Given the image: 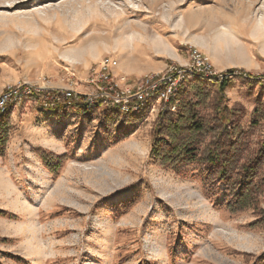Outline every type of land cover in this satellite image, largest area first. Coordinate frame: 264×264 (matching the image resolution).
Returning <instances> with one entry per match:
<instances>
[{
    "label": "rangeland",
    "instance_id": "obj_1",
    "mask_svg": "<svg viewBox=\"0 0 264 264\" xmlns=\"http://www.w3.org/2000/svg\"><path fill=\"white\" fill-rule=\"evenodd\" d=\"M193 48L221 72L262 70L264 0H0V94L21 82L89 92L106 57L139 81L188 64ZM227 94L232 126L264 104L263 85L239 81ZM57 108L29 99L8 114L0 264H264L260 214L226 210L209 166L153 162L156 111ZM263 136L264 120L249 140ZM39 151L65 159L51 167Z\"/></svg>",
    "mask_w": 264,
    "mask_h": 264
},
{
    "label": "trees",
    "instance_id": "obj_2",
    "mask_svg": "<svg viewBox=\"0 0 264 264\" xmlns=\"http://www.w3.org/2000/svg\"><path fill=\"white\" fill-rule=\"evenodd\" d=\"M232 84L218 80L194 81L191 88L171 101L170 105H176L175 112L169 109L159 114L153 128L150 154L158 166H209L205 177L210 183L217 180L224 185L226 210L236 214L254 209L260 217L252 225H259L264 222V210L259 207L260 198L264 195V136L257 142L249 140V137L261 127L264 104L256 106L248 126H232L230 118L234 112L227 105V90ZM42 96L36 95L32 99L38 103ZM100 105L112 109L110 112L114 116L121 114L115 107ZM59 106L58 110L68 107ZM132 116L136 119L135 115ZM108 119L111 124L117 121L110 116ZM8 123L9 115H0V152L9 139ZM39 153L44 163L51 167L55 161L65 159L48 151ZM1 213L6 215L3 211Z\"/></svg>",
    "mask_w": 264,
    "mask_h": 264
},
{
    "label": "built area",
    "instance_id": "obj_3",
    "mask_svg": "<svg viewBox=\"0 0 264 264\" xmlns=\"http://www.w3.org/2000/svg\"><path fill=\"white\" fill-rule=\"evenodd\" d=\"M115 65L111 57L101 60L85 79L84 84L92 88L89 92L75 90L74 82L62 89L31 82L8 85L0 94V115L13 113L36 95H43L40 100L45 108L78 102L84 108L109 105L125 116L137 115L148 109L160 114L169 109L175 112L176 105H170L171 101L177 99L181 91L191 88L198 79L242 81L264 86V68L256 73L236 69L221 72L197 48L191 50L188 64L170 65L163 72L142 76L139 81L125 74H115Z\"/></svg>",
    "mask_w": 264,
    "mask_h": 264
},
{
    "label": "bare ground",
    "instance_id": "obj_4",
    "mask_svg": "<svg viewBox=\"0 0 264 264\" xmlns=\"http://www.w3.org/2000/svg\"><path fill=\"white\" fill-rule=\"evenodd\" d=\"M49 149H52L51 145L48 146Z\"/></svg>",
    "mask_w": 264,
    "mask_h": 264
}]
</instances>
